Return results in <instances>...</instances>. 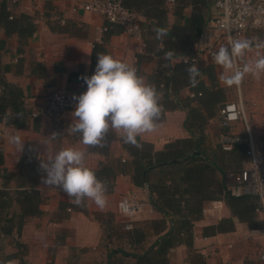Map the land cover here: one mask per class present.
I'll return each mask as SVG.
<instances>
[{
    "label": "crops",
    "instance_id": "0c3cea01",
    "mask_svg": "<svg viewBox=\"0 0 264 264\" xmlns=\"http://www.w3.org/2000/svg\"><path fill=\"white\" fill-rule=\"evenodd\" d=\"M85 1L6 0L12 16L27 15L34 30L31 36L22 40L17 33L7 35L0 27V40L4 43L0 52V74L6 82L22 90L25 111L23 128L0 121V153L3 157L0 189L5 190L10 204L0 211V264H135V259L114 249L130 251L132 243L135 244L134 252L141 253L170 227V217H164L155 207L156 203L165 200L158 195L157 189L167 187L170 175L175 173L178 176L182 165L152 170L141 187L132 183L131 170L125 166V172L115 177L113 191L106 192L107 203L103 208L90 199H86L83 206H77L72 203L74 198L64 192H55L52 186L43 183L42 177L46 174L40 168L41 160L54 156L62 148L84 151V164L90 169L98 168L102 162L129 163L131 160L123 147L120 131L109 130L106 139H112L106 152L91 150L90 146L80 142L79 134L69 130L74 109L64 112L57 121L37 114L46 97L60 88H65L72 96L86 91L82 77L94 73V46H97L95 56L97 53L110 54L129 63L136 67L139 76L152 84L155 76L165 74L168 67L176 66L173 57L164 59V42L170 39V28L176 23L187 24L191 14V5L185 4L181 10L178 0L173 3L165 0L164 23L156 26L152 19L140 15L142 36L135 39L122 30L103 33L101 28L107 23L98 14L72 11L75 4ZM216 15L217 9L209 0L206 18L209 20ZM156 28L166 29L167 35L157 39ZM254 37L264 38V32L262 35L252 32L246 36L248 39ZM252 55L251 51L247 52L245 59ZM35 63L42 65L41 75L31 72ZM199 70L200 75L196 79L204 83L208 94H196L197 84L193 86L189 80L180 83L177 79L176 83L180 84L171 85L173 92L168 101L171 108L164 110L162 119L156 122L155 131L137 136V140L150 144L153 151H162L166 144L177 140L189 141L194 146L198 144L214 169L213 182L203 184L201 192L191 200L190 206L197 207V212L191 214L194 218L191 236L185 235L182 243L170 250L169 264H244L246 261L258 264L259 253L264 246L263 228L248 227L246 222L232 215L222 199L217 200L226 187V175L237 172L246 161L244 143L235 144L231 152L222 151L219 144L220 133L245 136L240 122L226 130L219 127V104L235 99V90L220 81L223 69L213 59L205 58ZM214 92L220 93L222 100L209 110V114L200 101ZM241 93L255 140L264 152V74L259 79L246 75L242 80ZM190 110L199 115L200 123L195 121L194 124L189 118ZM53 133L57 134L55 139L51 137ZM12 136L20 138L22 148L10 142ZM24 154L32 156L38 167L35 187L42 199L38 216L22 217V210L16 202L19 187L14 180L3 179L5 175L17 174ZM125 197L142 204L141 212L131 222L132 232L124 227L126 217L118 213V203ZM252 217L263 227L264 215L259 209ZM106 218L110 223H102ZM6 219H12L8 233L2 232ZM228 219L232 221V229L203 234L205 227ZM133 232L139 234L137 241Z\"/></svg>",
    "mask_w": 264,
    "mask_h": 264
},
{
    "label": "trees",
    "instance_id": "16d2710c",
    "mask_svg": "<svg viewBox=\"0 0 264 264\" xmlns=\"http://www.w3.org/2000/svg\"><path fill=\"white\" fill-rule=\"evenodd\" d=\"M175 1V0H174ZM177 1V0H176ZM121 4L130 10L136 11L140 15L145 16L148 19H152L155 25H161L165 21L166 10H164L165 0H120ZM209 0H178L177 4H180V9H184L185 4L191 5V14L187 24L180 25L174 24L170 28V39L164 42L163 52L172 51L174 55L172 57H178L180 55H190L193 52L194 45L200 38L202 30L206 25L207 20V6ZM27 15H20L16 18L12 16L7 9L6 0L0 2V27H2L7 35L11 33H17L23 40L31 36L34 27L28 22ZM108 29L105 34L121 31L122 28L116 24H107ZM202 31V32H201ZM201 33V34H200ZM4 49V43L0 40V52ZM97 46H94V53L92 57L93 64H96L95 52ZM102 51V49H100ZM175 67H168L165 74L155 76L151 82L155 85L158 93L161 95L160 104L162 105V111L160 118L163 117L164 110L171 108L170 95L173 92L172 86L180 84L189 80L188 72L186 68L188 65L182 63H176ZM42 65L40 63L32 64L31 72L33 74L41 75L40 72ZM6 71V68L2 69ZM36 70V71H35ZM3 73V72H1ZM177 79L180 83H176ZM197 92L200 95L208 94L206 87L202 81L197 83ZM23 92L15 85L6 82L3 76L0 74V121H5L6 125L10 124L16 128L24 127L25 111L23 108ZM199 96V98L201 97ZM222 100V96L218 92L210 93L209 97L201 100L200 104L207 112L212 110V107ZM221 102L219 105H221ZM209 111V114H210ZM192 118L193 123L199 120V115L194 111H189V118ZM188 118V120H189ZM111 137H107L105 146L103 148L90 146L91 150H98L106 152L107 145L111 140ZM141 148H136L130 144L123 143L124 149L131 157L129 163L125 162H102L98 168L91 169L95 172L96 176L100 180L107 182V193L113 191L115 184V177L125 172V166L131 170L132 183L141 187L147 181V175L154 169L165 166H177L182 165V172L178 176L176 174L170 175V184L167 187L158 188V195L165 198L164 201L156 203L155 207L164 216L170 217V227L168 231L161 236V238L154 244L149 246L146 251L141 253L134 252L132 243L129 245L130 251H126L122 248H116L114 251L120 252L125 257L135 259V264H169L168 254L172 248L182 243L183 237L191 236L192 229V213L197 212V207L192 205V198L201 192L203 184L213 182L214 169L212 165L208 164V160L203 156L199 145L191 144L186 140H177L166 144L164 150L153 151L150 144L137 140ZM237 144V143H236ZM235 146V144H234ZM234 146L232 151L234 150ZM246 145L243 146V153H245ZM28 159V161H26ZM3 164V157L0 153V167ZM37 164L33 161L32 156L27 154L22 155L20 160L19 169L16 175L8 174L3 176L6 181L14 180L18 188V200L22 217L24 216H38L41 214L39 205L42 202L39 191L35 187V181L37 176ZM240 170V169H239ZM238 170V171H239ZM236 172V170H235ZM177 195V197H175ZM5 190L0 189V211L3 208L8 207V200ZM215 199V198H214ZM222 199L232 215L240 221L246 222L248 227H261L264 225L253 221V213L259 209V203L257 197L251 195H242L234 197L229 194L226 187L223 189L222 197H218L217 200ZM194 211V212H193ZM176 217V218H174ZM99 218V217H97ZM12 219L5 220V226L2 228V232L8 233V225L11 224ZM102 223H110L109 219H104ZM132 227V226H131ZM232 229V221L222 220L215 226L205 227L203 234L213 233L214 231ZM21 229V222L18 226V232ZM129 231H133L132 229ZM133 237L137 241L139 234L133 232ZM244 264H251L246 261Z\"/></svg>",
    "mask_w": 264,
    "mask_h": 264
},
{
    "label": "clouds",
    "instance_id": "9594fccd",
    "mask_svg": "<svg viewBox=\"0 0 264 264\" xmlns=\"http://www.w3.org/2000/svg\"><path fill=\"white\" fill-rule=\"evenodd\" d=\"M155 33L157 39H162L167 30L156 28ZM253 48L264 49V38L234 39L229 36L227 45L211 53L215 64L223 69L219 79L225 86L238 87L246 75L259 79L264 74V54L257 52L255 57L245 59L246 53ZM173 55L172 51H167L164 59L169 60ZM96 58L94 73L82 77L86 91L73 95L77 103L71 113L69 130L79 134L82 144L100 148L105 146L109 130H117L125 144L139 149L142 145L137 136L156 129L162 111L160 94L154 84L137 74L135 66L110 54L97 53ZM186 71L189 82L196 86L199 67L189 65ZM56 136L55 133L51 135L52 139ZM10 142L23 146L18 136L10 137ZM84 159V151L66 147L41 160L40 168L46 174L42 177L43 183L74 198L72 203L77 206H83L85 200L90 199L103 208L107 203V182L98 179L95 172L85 166Z\"/></svg>",
    "mask_w": 264,
    "mask_h": 264
},
{
    "label": "built area",
    "instance_id": "2783aa9c",
    "mask_svg": "<svg viewBox=\"0 0 264 264\" xmlns=\"http://www.w3.org/2000/svg\"><path fill=\"white\" fill-rule=\"evenodd\" d=\"M217 9V15L207 20L203 32L194 45L193 52L187 56L173 57V63L196 65L201 67L205 58L212 59L211 53L221 45H227L228 38L240 39L246 33L264 32V0H211ZM173 3L174 0H168ZM73 12L83 11L100 15L107 24H116L128 36L140 39L142 25L140 14L125 8L120 0H87L72 7ZM107 25L101 28L104 33ZM241 63V61H237ZM81 85H85L81 83ZM235 99L223 102L218 109L219 127L222 130L230 128L236 122L242 123L245 136L220 133L219 144L224 152H231L234 144L246 145L244 166L237 172L226 175L227 191L231 196L251 195L257 197L259 210L264 215V152L258 146L252 134L246 108L242 98V82L232 86ZM77 101L73 100L65 88L53 91L45 99L42 109L37 114L45 115L54 121L66 111L74 109ZM55 192H63L53 187ZM142 204L131 199L123 198L118 203V213L125 216V228L131 229L132 220L139 215ZM264 233V228H263ZM258 264H264V246L259 253Z\"/></svg>",
    "mask_w": 264,
    "mask_h": 264
},
{
    "label": "rangeland",
    "instance_id": "374dc122",
    "mask_svg": "<svg viewBox=\"0 0 264 264\" xmlns=\"http://www.w3.org/2000/svg\"><path fill=\"white\" fill-rule=\"evenodd\" d=\"M253 33H254V32H253ZM255 33H257L258 35H262V34H263V32H260V31H255ZM249 34H250V33H246V34H244L242 38H246V36L249 35ZM251 52H252L253 55H252V57L250 56L249 59L255 57L256 54H257V52H259L260 54H264V52L262 51V49L260 50V49H256V48H253V49L251 50ZM246 112H247V109H246ZM247 117H248V113H247ZM248 120H249V118H248ZM248 123H249L250 130H251V132H252V134H253L252 126L250 125V122H249V121H248ZM207 125H208V123H207ZM253 135H254V134H253Z\"/></svg>",
    "mask_w": 264,
    "mask_h": 264
}]
</instances>
